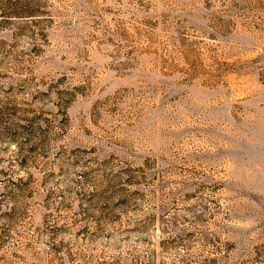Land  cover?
<instances>
[{
  "label": "rangeland",
  "instance_id": "rangeland-1",
  "mask_svg": "<svg viewBox=\"0 0 264 264\" xmlns=\"http://www.w3.org/2000/svg\"><path fill=\"white\" fill-rule=\"evenodd\" d=\"M0 264H264V0H0Z\"/></svg>",
  "mask_w": 264,
  "mask_h": 264
}]
</instances>
